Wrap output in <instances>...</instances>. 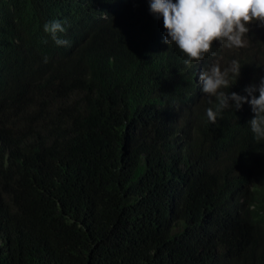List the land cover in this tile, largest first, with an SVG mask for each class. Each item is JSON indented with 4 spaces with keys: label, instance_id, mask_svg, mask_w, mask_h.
<instances>
[{
    "label": "trees",
    "instance_id": "16d2710c",
    "mask_svg": "<svg viewBox=\"0 0 264 264\" xmlns=\"http://www.w3.org/2000/svg\"><path fill=\"white\" fill-rule=\"evenodd\" d=\"M165 35L148 0H0V264H264V139L199 83L238 60L246 96L264 25L191 67Z\"/></svg>",
    "mask_w": 264,
    "mask_h": 264
},
{
    "label": "clouds",
    "instance_id": "9594fccd",
    "mask_svg": "<svg viewBox=\"0 0 264 264\" xmlns=\"http://www.w3.org/2000/svg\"><path fill=\"white\" fill-rule=\"evenodd\" d=\"M150 12L163 17L166 30L163 43L175 44L187 59L183 63L191 67L193 61H203L212 51L215 42L228 48H241L249 25L256 22L264 25V0H148ZM44 31L51 34L57 46H70V41L58 37L66 29L60 21L45 23ZM46 42V41H45ZM241 65L232 60L230 66L221 69L219 64L204 69L199 75L203 93L216 100L215 109H207V117L215 123L218 115L225 109L239 110L248 103L253 118L248 122L255 138L264 139V77L258 85L248 86L247 95L225 92L237 80ZM258 93V95H256ZM212 103V100H209Z\"/></svg>",
    "mask_w": 264,
    "mask_h": 264
}]
</instances>
